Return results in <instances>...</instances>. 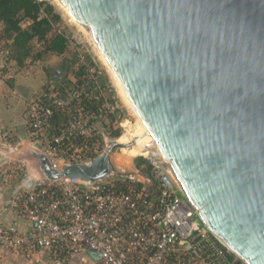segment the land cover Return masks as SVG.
<instances>
[{
    "label": "water",
    "instance_id": "water-1",
    "mask_svg": "<svg viewBox=\"0 0 264 264\" xmlns=\"http://www.w3.org/2000/svg\"><path fill=\"white\" fill-rule=\"evenodd\" d=\"M91 34L182 195L245 264H264V0H59ZM90 164L42 176L102 179Z\"/></svg>",
    "mask_w": 264,
    "mask_h": 264
},
{
    "label": "built area",
    "instance_id": "built-area-1",
    "mask_svg": "<svg viewBox=\"0 0 264 264\" xmlns=\"http://www.w3.org/2000/svg\"><path fill=\"white\" fill-rule=\"evenodd\" d=\"M77 50L80 73L25 100L29 142L59 172L123 146L109 136L121 135L123 118L116 95L106 93L108 73ZM0 156V192L16 214L0 223V259L8 252L45 253L51 264H245L200 220L157 145L134 155L142 161L133 169L113 167L94 182L49 179Z\"/></svg>",
    "mask_w": 264,
    "mask_h": 264
},
{
    "label": "crops",
    "instance_id": "crops-1",
    "mask_svg": "<svg viewBox=\"0 0 264 264\" xmlns=\"http://www.w3.org/2000/svg\"><path fill=\"white\" fill-rule=\"evenodd\" d=\"M12 33L4 31V24L0 22V152L22 159L28 165L32 173L39 172L37 161L31 155L34 149L29 142V133L25 124L24 108L26 98L39 93L43 85V74L37 69L23 72V66L10 57ZM8 52V53H7ZM50 58V57H49ZM45 57L46 66H54L57 59ZM92 62H97L91 59ZM79 64V61H78ZM34 67V66H33ZM58 67V66H57ZM56 65L51 71H57ZM56 68V69H55ZM59 80L66 81L72 74L71 71ZM80 73V68H77ZM49 71V72H51ZM51 74V73H50ZM55 78V77H52ZM109 81V76H103V82ZM106 84V83H105ZM5 192H0V223H6L16 218L15 212L8 202ZM45 253H37L32 258H25L13 253H5L0 259V264H51Z\"/></svg>",
    "mask_w": 264,
    "mask_h": 264
},
{
    "label": "trees",
    "instance_id": "trees-1",
    "mask_svg": "<svg viewBox=\"0 0 264 264\" xmlns=\"http://www.w3.org/2000/svg\"><path fill=\"white\" fill-rule=\"evenodd\" d=\"M58 20L60 15L48 1L0 0V22L6 33L13 34L10 57L19 66L28 58L38 60L48 53L61 55L65 52L68 39L55 29ZM33 41L42 43V49L33 52ZM109 136L119 137L120 130L110 131Z\"/></svg>",
    "mask_w": 264,
    "mask_h": 264
},
{
    "label": "rangeland",
    "instance_id": "rangeland-1",
    "mask_svg": "<svg viewBox=\"0 0 264 264\" xmlns=\"http://www.w3.org/2000/svg\"><path fill=\"white\" fill-rule=\"evenodd\" d=\"M45 1H48L50 4H52L54 6L55 12H57L60 15V20H58L55 23V29L57 31H61L67 37L68 46H67L65 52L61 55H57L54 53H48L44 57H42L41 59H38V60H32V58H28L25 60V62L23 64L24 65V68L22 70L23 72L31 71V69L32 70L37 69L40 72H42V74H43L44 82H43V85H42L39 93L41 91H44L50 85L51 82L55 83V85H58L56 83V81H58L59 78H57V77L63 76V74L67 73L66 72L67 67H69L70 70H68V72L71 71V73H72L71 75H77L78 74L77 68L79 67V64H78V57H77V53H78L77 49L84 51V53L86 54V57L89 61H91V59H94L99 66H102L103 68L106 69L103 62L95 54L91 44L89 43L90 40L71 21L69 14L65 10H63L59 5H57V2H55L54 0H45ZM52 1H54V3ZM23 25L25 26L26 23H24ZM42 47H43L42 43H38L37 41L32 42V51L33 52H36V51L42 49ZM45 57L46 58L50 57L49 59H51V58L57 59L58 58V62L53 64L54 66L56 65V67L58 66L56 73L51 71L54 66H52L50 68V66L45 65L46 62L48 61L47 59L45 60ZM49 71H51V72H49ZM106 71H107V69H106ZM107 73L110 77L109 81H111V83L109 81L104 80V81H106L105 82L106 88H107L106 93L109 95H116V98L119 101L118 105H119V109L121 110L122 118H123L122 119L123 131H124V128L127 129L129 127H131L132 131H134V129L137 125V120H136L134 114L130 111V109L127 107L125 102L122 100L120 95H118L119 94V93H117L118 90L116 91V86L114 85L113 80H112L108 71H107ZM51 76L55 77V78L50 79ZM127 125H128V127H127ZM121 147L122 146L112 148V150L109 154V160H110V163L112 164L113 167L118 168L120 170L127 171V170L133 169L134 165H136L142 161L141 158H134V156H131L129 154H125V153L123 154L121 151Z\"/></svg>",
    "mask_w": 264,
    "mask_h": 264
},
{
    "label": "bare ground",
    "instance_id": "bare-ground-1",
    "mask_svg": "<svg viewBox=\"0 0 264 264\" xmlns=\"http://www.w3.org/2000/svg\"><path fill=\"white\" fill-rule=\"evenodd\" d=\"M55 2H57V5H59L63 10H65L69 16L71 21L79 28V30L81 32L84 33L85 36H87V38L90 40V44L95 52V54L99 57V59L103 62V64L105 65L107 71L109 72L114 85L116 86V91L117 93H119L118 95H120V97L122 98V100L125 102V104L127 105V107L130 109V111L134 114L136 120H137V125L134 129V131H132L131 127L125 129L122 132V134L118 137V142L120 144H122L123 146L121 147V151L124 154H129L131 156L134 155H138V154H142L144 153V149H148L150 146L153 145H157L155 140L153 139V137L151 136L150 132L148 131V129L146 128V126L144 125L143 121L141 120V118L139 117L138 113L135 111V109L133 108L132 104L130 103L129 99L127 98L120 82L118 81L116 75L114 74V72L112 71L107 59L105 58V56L102 54V52L99 50L96 42L93 40L90 32L83 27L80 23H78L68 12L67 8L65 6H63L59 0H54ZM54 1H52L54 3ZM60 9V8H59ZM70 21V20H69ZM135 126V125H134ZM128 127V125H127ZM134 137V138H133ZM132 142L133 146L131 147H127L124 146L125 144H127L128 142Z\"/></svg>",
    "mask_w": 264,
    "mask_h": 264
},
{
    "label": "flooded vegetation",
    "instance_id": "flooded-vegetation-1",
    "mask_svg": "<svg viewBox=\"0 0 264 264\" xmlns=\"http://www.w3.org/2000/svg\"><path fill=\"white\" fill-rule=\"evenodd\" d=\"M66 71H67V70H66ZM56 72H57V71H56ZM56 72H55V73H56ZM64 75H65V74H63V76H64ZM59 79H60V78H59Z\"/></svg>",
    "mask_w": 264,
    "mask_h": 264
}]
</instances>
